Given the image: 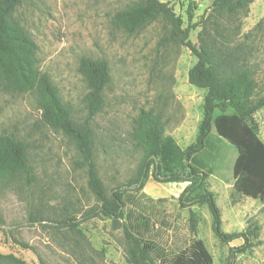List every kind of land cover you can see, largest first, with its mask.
<instances>
[{"label": "rangeland", "instance_id": "1", "mask_svg": "<svg viewBox=\"0 0 264 264\" xmlns=\"http://www.w3.org/2000/svg\"><path fill=\"white\" fill-rule=\"evenodd\" d=\"M139 1L20 0L14 10L10 34L26 37L33 45L12 43L22 47L20 55L25 54L37 72L51 76L60 98L72 109L74 128L83 132L87 122L93 128L96 168L108 192L125 191V207L118 220L88 216L101 203L89 187L88 170L79 165L78 140L44 123L41 104L22 85L16 61L4 58L0 136L26 145L31 177L21 174L0 181V264H132L127 219L142 225L157 264L193 238L204 242L213 264H264V206L235 190L233 163L238 153L228 141L217 161L220 165L222 158L220 169L190 196L215 193L218 206L225 210L222 231L248 233L246 251H233L245 244L243 238L229 243L214 233L207 201L181 206L180 195L189 182L161 183L153 178L160 158L154 154L147 160L152 148L143 116L154 118L162 133L176 137L185 149L197 140L209 91L190 83L189 72L198 59L171 36L163 18L139 32L117 25V13ZM160 1L182 17L184 29L192 11L196 26L189 39L194 44L200 46L201 38L207 37L216 47L227 46L246 60L257 82L255 98L264 97V0H254L248 13L235 21L213 12L215 0ZM3 50L0 45L2 57ZM83 58L106 60L110 66L104 107L94 117L86 105L90 89L80 73ZM247 123L264 142V107ZM146 160L148 179L141 189L137 182ZM226 164L228 171L222 170ZM237 204L242 209L236 218L230 205ZM72 220L77 228L62 224Z\"/></svg>", "mask_w": 264, "mask_h": 264}, {"label": "trees", "instance_id": "2", "mask_svg": "<svg viewBox=\"0 0 264 264\" xmlns=\"http://www.w3.org/2000/svg\"><path fill=\"white\" fill-rule=\"evenodd\" d=\"M19 2L20 0L0 1V45L4 47V57L0 55V73L5 72L4 58L14 59L22 85L35 95L41 104L44 123L54 130L69 132L78 140L82 157L79 165L88 170L89 187L101 203L100 207L88 216L101 214L115 220L122 219L125 191L115 188L108 192L105 187L95 165L93 128L88 122L83 132L74 128L72 109L60 98L58 87L51 76L37 72L32 61L25 54L20 55L22 47L12 43V40H17L33 45L26 37L18 38L10 34L11 17ZM253 2L254 0H215L213 12L220 18L228 17L235 21L238 16L248 13ZM192 17L190 11L189 27L184 29L182 17L177 15L168 3L160 0H141L117 13L116 23L121 29L132 33L139 32L163 18L170 24L171 36L180 40L197 57L198 62L189 72V81L192 85L209 91L197 140L183 149L173 136L162 133L154 118L145 114L143 119L152 148L147 160L154 154L160 158V165H157L153 172L156 181L189 182L190 185L180 195L181 206L190 208L203 200L207 201L213 215L214 233L229 243L243 238L245 244L233 249L243 252L250 245L249 234L222 231V214L215 194L209 191L205 196H191L202 189L209 177L220 169L222 158L220 165L217 161L228 141L238 153L233 163L235 190L246 197L264 202V142L247 123L252 114L264 107V97L255 98L257 82L254 71L246 60H241L227 46L216 47L214 41L211 42L207 37L201 38L200 46L189 39L191 30L196 26L192 24ZM80 73L90 89L86 105L90 117H94L104 107L105 90L111 81L110 66L106 60L83 58ZM147 160L137 182L141 189L148 179ZM229 167L230 164H226L221 169L228 171ZM21 174L31 177L26 145L8 135L0 136V181H11ZM227 182L231 183L230 179ZM62 224L78 227L76 220ZM141 226L128 219L124 226L126 238L131 244L130 261L132 264H157L152 256L154 248L145 240ZM162 264H213V257L203 241L193 238L188 246L177 253L165 254Z\"/></svg>", "mask_w": 264, "mask_h": 264}, {"label": "crops", "instance_id": "3", "mask_svg": "<svg viewBox=\"0 0 264 264\" xmlns=\"http://www.w3.org/2000/svg\"><path fill=\"white\" fill-rule=\"evenodd\" d=\"M176 138V137H175ZM177 139V138H176ZM193 144V143H192ZM190 146V145H189ZM186 149V148H185ZM175 184V183H174ZM181 184V183H180ZM215 194V193H214ZM216 196V195H215ZM242 196H244V195H242ZM245 198H247L246 196H244ZM250 198V197H249ZM248 199V198H247ZM216 200H217V198H216ZM254 202H260V204H262L263 206H264V202H262V201H260V200H256V199H254ZM230 209H231V211H230V213H231V216H234V217H239L240 216V214H241V206L239 205V204H237V205H230ZM220 208V207H219ZM220 210H221V214H222V216H223V221H224V215H225V210L224 209H221L220 208Z\"/></svg>", "mask_w": 264, "mask_h": 264}]
</instances>
